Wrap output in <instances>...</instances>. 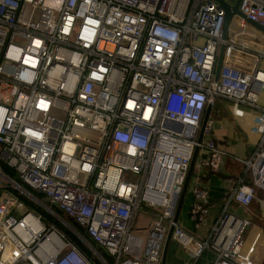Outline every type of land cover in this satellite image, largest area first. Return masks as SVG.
I'll return each mask as SVG.
<instances>
[{"label":"built area","instance_id":"2783aa9c","mask_svg":"<svg viewBox=\"0 0 264 264\" xmlns=\"http://www.w3.org/2000/svg\"><path fill=\"white\" fill-rule=\"evenodd\" d=\"M238 10L244 19L222 38L213 0H0V163L43 197L23 195L0 168V264H162L170 225L190 258L208 249L212 264H261L253 257L260 229L252 223L246 244L251 222L227 203L203 239L172 221L194 148L188 216L194 226L205 217L201 177L227 152L208 122L197 135L205 107L218 100L236 117L256 110L253 148L236 159L264 190V50L246 25L264 26V0H240ZM137 211L153 216L142 238L131 231Z\"/></svg>","mask_w":264,"mask_h":264},{"label":"crops","instance_id":"0c3cea01","mask_svg":"<svg viewBox=\"0 0 264 264\" xmlns=\"http://www.w3.org/2000/svg\"><path fill=\"white\" fill-rule=\"evenodd\" d=\"M229 1L233 3L234 0ZM239 19V16L233 15L229 23L235 25ZM246 25L247 29L253 32L256 38L262 42L258 47H262L264 50V34L250 24L247 23ZM259 66L264 69V59L259 62ZM262 92L264 91L257 90L258 99ZM221 102L222 100H218L211 106L207 122L216 143L226 150L227 154L223 156L217 172L204 171L203 177H201L207 193L205 217L201 223L194 226L188 216V208L191 202L188 187L192 183L193 173L195 172L193 165L176 220L177 225L196 239H203L207 236L210 227L225 203H227V209L237 216L247 218L251 215L256 216V213L249 209L251 205L258 207V209L253 208L264 214V190L254 186L250 174L244 170L243 165L236 159V157H246L253 148L255 134L250 131L253 112L245 110L241 117H236L232 111L233 106L229 105V112H226L221 107ZM141 230L145 232L146 228ZM132 233L140 238L143 237L139 233ZM258 250L257 246L256 251L253 252V257L261 263L264 260V251L261 249V253H258ZM213 259L214 253L208 249L203 250L196 258H190L185 250L170 237L164 264H204V262H207L205 264H212Z\"/></svg>","mask_w":264,"mask_h":264},{"label":"water","instance_id":"95a60500","mask_svg":"<svg viewBox=\"0 0 264 264\" xmlns=\"http://www.w3.org/2000/svg\"><path fill=\"white\" fill-rule=\"evenodd\" d=\"M217 3L218 7L222 9L223 11V22H222V28H221V37L224 38L225 34H226V29L227 26L232 18L233 15L239 16L240 18L244 19V16L241 12H239L238 10V4L240 0H234L233 3H230L229 0H213ZM246 22L248 24H250L251 26H253L255 29L259 30L261 33L264 34V26L259 25L258 23L251 21V20H246ZM222 52H223V46L222 44L219 46L218 48V52L216 55V60H215V65H214V78H216L220 64H221V58H222ZM210 105H207L204 109L201 121H200V126H199V130H198V135H197V141L200 140L201 138V133L202 130L205 126V123L207 122L208 119V114L210 111ZM196 148L193 149L191 157H190V161L188 164V168H187V172L183 181V184L181 186L180 192L177 196L176 202H175V206H174V211H173V217H172V221L176 222L177 220V215L179 212V209L181 207V203L183 200V196L184 193L187 189V184H188V180H189V176L191 174V170L193 168L194 165V160H195V154H196ZM12 184L15 186V188L17 190H19L23 195H25L26 197H28L31 200H34L36 202H39V200H37V198L35 196H33L31 193H29L27 190H25L24 188H22L19 184H17L14 180H12ZM171 232H172V225H170L167 228L166 231V235L164 237V241L162 244V248H161V256H160V261L162 264H164V260H165V253H166V249H167V244L168 241L170 239L171 236Z\"/></svg>","mask_w":264,"mask_h":264},{"label":"trees","instance_id":"16d2710c","mask_svg":"<svg viewBox=\"0 0 264 264\" xmlns=\"http://www.w3.org/2000/svg\"><path fill=\"white\" fill-rule=\"evenodd\" d=\"M0 168L2 170V172L8 176L9 178H11L12 180H14L17 184H19L22 188H24L25 190H27L29 193H31L33 196H35L37 199L42 200L43 197L41 195L40 192H38L35 189L30 188L26 183H24L22 180H20L18 178V176L16 175V173L14 172L13 169L9 168L8 166L4 165L3 163H0ZM14 193L19 197V199H21L24 204L25 207L27 209H31L36 213H41L45 219L49 222L52 223L56 226V228L59 231H62L67 238H69L70 240H72L74 242V244L77 246V248L86 256H90V253L88 252V250L83 246V244L76 238L74 237L70 231H68L65 227H63L58 221H56L54 218H52L47 212H45L41 207H39L38 205H36L35 203L31 202L30 200L26 199L24 196L20 195L17 193V191L13 190ZM53 210H55L57 213H59L74 229H76L89 243H91L97 250V252L105 259L106 253L103 249H101L100 247L96 246V244H94L92 242V240L90 238H88L83 231V228L81 226H79L72 218L67 217L66 215H64L62 212L56 210V208L54 206L51 207ZM261 264H264V260L261 262Z\"/></svg>","mask_w":264,"mask_h":264},{"label":"rangeland","instance_id":"374dc122","mask_svg":"<svg viewBox=\"0 0 264 264\" xmlns=\"http://www.w3.org/2000/svg\"><path fill=\"white\" fill-rule=\"evenodd\" d=\"M257 103L260 106L264 107V92H262L260 94ZM229 105H231V102L222 100L221 107L224 109V111L229 112L228 111ZM253 112L256 113V110H253ZM201 182L204 183L203 181H201ZM3 184H5V182ZM188 188H190V186ZM1 194H3V192H1ZM253 207H256V206L251 205V206H249V209H252L256 213V216L250 214L251 216H249V218H250L251 225L248 227L247 230H245L244 234L246 235V244H247L248 240L250 238H252V234L254 233L252 223H254L260 229L261 234H260V237L257 240V242L254 246V250H253V252L256 251L257 246H258V249H259L258 253H259L261 249H263V251H264V214L259 213L258 212L259 210L257 211ZM256 208L258 209V207H256ZM152 218H153V216L150 213L143 212V211H137L134 214V217L132 219L131 231L135 232V233H139L141 236L144 237L145 233L141 229L147 228L149 226V224L151 223ZM205 263H207V262H204V264Z\"/></svg>","mask_w":264,"mask_h":264},{"label":"bare ground","instance_id":"6f19581e","mask_svg":"<svg viewBox=\"0 0 264 264\" xmlns=\"http://www.w3.org/2000/svg\"><path fill=\"white\" fill-rule=\"evenodd\" d=\"M165 188H166V187H165ZM165 188H164V189H165ZM162 201H163V200H162Z\"/></svg>","mask_w":264,"mask_h":264}]
</instances>
